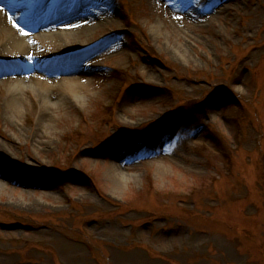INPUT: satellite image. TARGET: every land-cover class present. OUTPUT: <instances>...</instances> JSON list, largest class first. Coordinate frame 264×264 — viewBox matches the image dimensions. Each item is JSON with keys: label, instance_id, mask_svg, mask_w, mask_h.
Wrapping results in <instances>:
<instances>
[{"label": "rangeland", "instance_id": "rangeland-1", "mask_svg": "<svg viewBox=\"0 0 264 264\" xmlns=\"http://www.w3.org/2000/svg\"><path fill=\"white\" fill-rule=\"evenodd\" d=\"M101 2L114 42L65 74L92 98L0 74V264H264V0Z\"/></svg>", "mask_w": 264, "mask_h": 264}, {"label": "bare ground", "instance_id": "bare-ground-1", "mask_svg": "<svg viewBox=\"0 0 264 264\" xmlns=\"http://www.w3.org/2000/svg\"><path fill=\"white\" fill-rule=\"evenodd\" d=\"M34 5L35 9L29 0H0V74H19L23 68L41 70V73L29 79L36 87L38 98L45 105L44 113L51 116L53 112L59 114L60 104H76V99L81 103L83 97L92 98L90 86L82 82L83 77L65 74L78 69L76 59L92 57L91 60L100 61L105 57L104 50L114 42V37L105 33L113 23L114 13L101 0H35ZM7 11L14 12L25 33L21 35L13 27L9 21L12 14ZM98 34H103V39L90 43ZM119 46L118 42L114 43L108 50ZM50 47L56 49V54H53L57 57L53 56L55 59L50 60V66L42 71L39 63L41 59L49 57V52L45 53V50ZM79 50H82L80 55L71 54ZM59 52L67 55L60 58ZM53 67L61 68V73H52L50 70ZM91 69L93 66L86 65L85 70ZM18 78L13 76V79ZM21 78L17 86L8 88L11 110L16 116L21 114V96L30 94L29 86L21 85ZM6 79L10 81L12 78ZM46 124L44 134L37 142L41 152H48L52 148L49 141H46L53 134L50 120ZM115 175L116 182L124 185L123 179L117 173Z\"/></svg>", "mask_w": 264, "mask_h": 264}, {"label": "snow or ice", "instance_id": "snow-or-ice-1", "mask_svg": "<svg viewBox=\"0 0 264 264\" xmlns=\"http://www.w3.org/2000/svg\"><path fill=\"white\" fill-rule=\"evenodd\" d=\"M15 23V22H14ZM17 27H19V25H17Z\"/></svg>", "mask_w": 264, "mask_h": 264}]
</instances>
